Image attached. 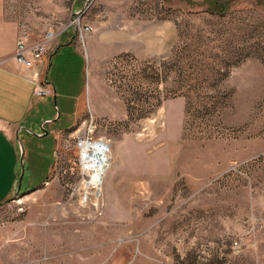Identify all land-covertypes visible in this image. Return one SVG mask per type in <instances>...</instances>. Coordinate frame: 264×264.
<instances>
[{
  "label": "rangeland",
  "instance_id": "obj_1",
  "mask_svg": "<svg viewBox=\"0 0 264 264\" xmlns=\"http://www.w3.org/2000/svg\"><path fill=\"white\" fill-rule=\"evenodd\" d=\"M5 4L32 41L74 39L81 57L58 56L57 79L89 97L94 76L96 102L51 97L55 130L82 112L55 156L50 136L19 138L44 164L31 184L25 159L20 195L0 204V264H264V0ZM89 111L111 142L98 187L74 139Z\"/></svg>",
  "mask_w": 264,
  "mask_h": 264
},
{
  "label": "crops",
  "instance_id": "obj_2",
  "mask_svg": "<svg viewBox=\"0 0 264 264\" xmlns=\"http://www.w3.org/2000/svg\"><path fill=\"white\" fill-rule=\"evenodd\" d=\"M19 23L18 16L13 11L7 9L5 0H0V204L9 201L16 190L15 183L20 173V155L17 138L23 136V139L26 135L31 136L24 128L31 130V127L40 126V123L48 121L44 126L47 130L46 135L32 136L40 139L48 136L53 138L55 143L52 146L51 153L55 156L54 150L56 148L57 135L74 127L80 119L81 111L72 120L66 130H55L53 122L58 121L60 118L58 111L56 110L57 115L50 120L46 115L47 111L44 110L51 97L54 98L55 109H57L56 103L60 102V99L64 104H67L65 103L66 98H71L74 104L96 102L95 81L91 73L93 84L92 87H89V97L84 95L83 87L79 90L71 89L72 81H70L68 76H65L63 81L57 79L59 74L57 71L60 67L58 65L55 67L54 61L58 56H61L64 51L72 49L71 53L75 57H81V53L77 51L74 45V39L70 36L64 38L62 42L56 44L53 48L51 44L48 54L41 61L33 62L31 68L19 66L15 63L13 53L16 47ZM92 47L93 41L90 39L86 46V50L90 54L92 53ZM65 65L67 68H70L71 63L67 62ZM54 69L56 70L54 71ZM37 71L39 72L40 81L45 82L49 87L50 96L48 97H33L34 83L32 82V78ZM37 132H40V130ZM21 143L23 146V162L26 159L29 165L28 169L30 170L28 183L33 184L34 168L38 165L36 159H40L38 163L42 162L44 164L43 156L39 153L38 155L35 154V149L32 148V140L29 137L22 140ZM39 148L43 150V144H37V149ZM54 161L46 166L47 173L45 174H47V177L42 182L52 175Z\"/></svg>",
  "mask_w": 264,
  "mask_h": 264
},
{
  "label": "built area",
  "instance_id": "obj_3",
  "mask_svg": "<svg viewBox=\"0 0 264 264\" xmlns=\"http://www.w3.org/2000/svg\"><path fill=\"white\" fill-rule=\"evenodd\" d=\"M79 31L88 33L92 31V28L87 26L79 29ZM29 34L27 25L20 22L13 59L16 64L26 68H31L33 62L41 61L48 54L49 47L55 37L53 33L48 32L37 40L32 41L29 39ZM32 82L34 83L33 97L43 98L50 96L49 87L45 82L40 81L38 71L33 75ZM80 124V127L74 131V139L76 140V148L77 153L80 155L79 163L81 165V159L91 160L95 144H99L100 150L104 149V145L106 147L105 151H107L111 142L110 139L94 137L97 124L91 111L88 112V117L82 120Z\"/></svg>",
  "mask_w": 264,
  "mask_h": 264
},
{
  "label": "bare ground",
  "instance_id": "obj_4",
  "mask_svg": "<svg viewBox=\"0 0 264 264\" xmlns=\"http://www.w3.org/2000/svg\"><path fill=\"white\" fill-rule=\"evenodd\" d=\"M91 160L81 159L83 173L90 171L92 175L87 176L88 183L94 186H100L103 175L110 169L111 152L107 149L100 150L99 144H95ZM111 149V148H110Z\"/></svg>",
  "mask_w": 264,
  "mask_h": 264
},
{
  "label": "water",
  "instance_id": "obj_5",
  "mask_svg": "<svg viewBox=\"0 0 264 264\" xmlns=\"http://www.w3.org/2000/svg\"><path fill=\"white\" fill-rule=\"evenodd\" d=\"M79 14V13H78ZM48 121H45V122H42L40 123L39 125V128H40V132H33L31 131L30 129H26L24 128L25 131H27L29 134L31 135H34V136H44L47 134V130L46 128L44 127L45 124L47 123ZM17 141H18V147H19V155H20V160H19V164L21 165V173L19 174V177L16 181V190L14 192V196H18L20 195V190H21V186H22V179H23V175H24V169H23V165H24V162H23V146H22V143H21V140H19V138H17Z\"/></svg>",
  "mask_w": 264,
  "mask_h": 264
},
{
  "label": "trees",
  "instance_id": "obj_6",
  "mask_svg": "<svg viewBox=\"0 0 264 264\" xmlns=\"http://www.w3.org/2000/svg\"><path fill=\"white\" fill-rule=\"evenodd\" d=\"M226 2V1H225ZM223 6H225V5H223Z\"/></svg>",
  "mask_w": 264,
  "mask_h": 264
}]
</instances>
